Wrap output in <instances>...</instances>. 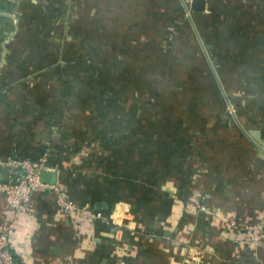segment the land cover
<instances>
[{
	"label": "crops",
	"instance_id": "1",
	"mask_svg": "<svg viewBox=\"0 0 264 264\" xmlns=\"http://www.w3.org/2000/svg\"><path fill=\"white\" fill-rule=\"evenodd\" d=\"M108 2L0 0V158L38 160L57 148L71 198L112 214L114 224L79 221L77 214L59 208L51 192L37 191L34 220L19 233L18 242H27L19 264L26 257L28 264H264V232L248 244L240 242L235 228L264 220V0H207L201 11L206 15H194L211 63L218 67L217 59L236 58L235 46H242L241 60L247 61L235 70L240 83L226 89L220 84L239 106L229 132L132 135L145 146L90 151V135L77 133V121L84 123L81 114L70 117L55 107L49 72L41 63L49 55L38 52L51 34L63 42L74 23L89 25V15L100 18L111 8ZM114 5L112 11L119 12L120 5ZM29 30L35 31L31 40ZM24 44L32 51L20 52ZM213 64V71H205L216 76ZM145 117L165 124L150 112ZM132 170L151 176L132 180ZM1 173L8 177L5 168ZM7 211L0 195V223Z\"/></svg>",
	"mask_w": 264,
	"mask_h": 264
},
{
	"label": "rangeland",
	"instance_id": "2",
	"mask_svg": "<svg viewBox=\"0 0 264 264\" xmlns=\"http://www.w3.org/2000/svg\"><path fill=\"white\" fill-rule=\"evenodd\" d=\"M115 2L120 5L119 12L112 11L117 7L113 6ZM193 2L109 0V11L101 12L100 18L89 15L86 18L89 25L74 23L63 42L56 40L57 33L55 38L51 34L49 40L39 44L38 53L49 55L41 63L46 73L49 72L45 78H50L52 83L55 107L65 108L70 117L81 114L84 123L77 121V133L90 135L87 141L90 151L145 146L144 140H134L132 135H215L216 128L219 134L230 131L226 127L231 117L238 114L239 106L223 94L221 86L226 89L228 83L233 86L240 83L241 76L235 70L242 68V46L233 48L236 58L217 59L218 67L212 59L211 63L207 59L208 50L200 45L202 41L194 21L195 13L203 12H193ZM132 30L137 36L132 37ZM25 34L31 40L35 31ZM21 46L20 52L33 48L27 49V44ZM198 52L202 53L201 61ZM210 63H214L216 76L205 71L211 70ZM2 64L3 61L0 67ZM226 69L231 72L224 74ZM147 112L164 118L165 124L160 125L162 120L151 124L145 117ZM144 176L151 173L132 170V180ZM69 197L80 208L72 213L80 212L84 221L88 217L84 216L83 208L95 211L92 206H83L72 199L70 193ZM111 217L112 214H105L103 220L114 226ZM192 263V260L184 262Z\"/></svg>",
	"mask_w": 264,
	"mask_h": 264
},
{
	"label": "built area",
	"instance_id": "3",
	"mask_svg": "<svg viewBox=\"0 0 264 264\" xmlns=\"http://www.w3.org/2000/svg\"><path fill=\"white\" fill-rule=\"evenodd\" d=\"M51 156L52 154L47 152L38 160L20 159L17 156L0 158V195L3 196L8 210V214H5L4 220L0 223V264H19L18 255H27L25 249L23 250V245L27 242L21 245L18 238L19 233L28 227L29 221L34 220L36 214L34 194L37 191L51 192L56 197L59 208L65 213L70 214L78 208L70 199L61 179V167L51 160ZM4 168L9 173L8 177L2 176L1 170ZM43 171H54L57 175L56 181L43 182L41 179ZM82 212L88 217L87 221L104 219L105 216L96 209L94 211L83 208ZM77 213L80 220L85 219L80 212ZM235 228L240 242L254 244L262 238L264 220H253L246 226L237 225ZM23 263L28 264L27 257Z\"/></svg>",
	"mask_w": 264,
	"mask_h": 264
},
{
	"label": "water",
	"instance_id": "4",
	"mask_svg": "<svg viewBox=\"0 0 264 264\" xmlns=\"http://www.w3.org/2000/svg\"><path fill=\"white\" fill-rule=\"evenodd\" d=\"M207 0H194L193 9L195 11H203L206 8ZM56 173L54 171H43L41 179L43 182L54 183L56 181Z\"/></svg>",
	"mask_w": 264,
	"mask_h": 264
},
{
	"label": "trees",
	"instance_id": "5",
	"mask_svg": "<svg viewBox=\"0 0 264 264\" xmlns=\"http://www.w3.org/2000/svg\"><path fill=\"white\" fill-rule=\"evenodd\" d=\"M237 116V115H236ZM78 129V128H77ZM51 160L54 161V162H57L58 163V152H57V148H52V151H51Z\"/></svg>",
	"mask_w": 264,
	"mask_h": 264
}]
</instances>
